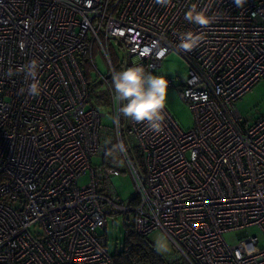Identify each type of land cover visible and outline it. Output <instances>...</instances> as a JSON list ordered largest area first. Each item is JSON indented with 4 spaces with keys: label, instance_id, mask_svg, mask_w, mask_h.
Returning <instances> with one entry per match:
<instances>
[{
    "label": "built area",
    "instance_id": "1",
    "mask_svg": "<svg viewBox=\"0 0 264 264\" xmlns=\"http://www.w3.org/2000/svg\"><path fill=\"white\" fill-rule=\"evenodd\" d=\"M192 4L214 22L185 20ZM189 32L199 43L185 51L181 35ZM112 46L122 51V70L142 65L157 75L168 53L187 63L184 83L165 78L192 111L191 128L167 108L162 133L127 118L123 126ZM97 52L108 78L96 69ZM32 60L38 96L28 94L33 81L22 71ZM93 72L108 90L136 205L114 191V167L92 163L106 148L103 113L90 101ZM260 80L264 0L243 8L234 0H0V264H113L101 230L114 215L143 237L162 230L187 264H264L257 236L229 245L223 235L248 227L264 234V115L253 120L237 108Z\"/></svg>",
    "mask_w": 264,
    "mask_h": 264
},
{
    "label": "rangeland",
    "instance_id": "2",
    "mask_svg": "<svg viewBox=\"0 0 264 264\" xmlns=\"http://www.w3.org/2000/svg\"><path fill=\"white\" fill-rule=\"evenodd\" d=\"M115 56L118 58V62L121 61L122 51L118 48H114ZM94 63L96 65V69L104 75L105 77H109L110 69L107 65L105 59L101 56L99 52L95 53ZM187 63L177 54L168 53L161 63V68L159 69L157 75L160 76H170L175 78L177 82L184 83L186 81V76H188V66ZM94 73V72H93ZM96 73L92 75L93 84H92V92L91 95L97 97L98 95L103 96L100 99V105L98 108L100 112L103 113L102 117H100V139L104 146L108 147L107 158H111L114 162L112 166L117 170L119 175V183H112L114 187V191L118 195L121 201H127L130 199L132 195L135 194L134 183L132 178H130L129 171L125 166L124 160L122 159L120 154H118V150L116 147L115 135H114V122L112 117V111L109 105L108 100V90L104 84L103 79L96 78ZM97 76V75H96ZM176 88L168 87V96L166 101V108L170 112L175 120L178 122V126L183 129L191 128L193 121L192 111L178 96ZM238 112H240L243 116L248 117L250 119L256 120L262 115H264V80L258 81L254 86H252L251 91L245 94L239 101L237 102ZM126 121V120H125ZM125 121L123 126L125 125ZM114 154H118V156H114ZM92 163L94 165L104 164L103 156H94L92 158ZM87 177L81 178L80 183L85 182ZM122 223L121 215L108 216L106 219V227L101 231L106 234L108 240V251L113 253L116 248L121 247L122 241L124 238V228ZM261 231L257 227H248L246 229L232 230L229 232H225L224 238L228 242L229 245H233L237 243L239 240L247 236V234L255 235L259 239V246H264V234L260 233ZM146 238L152 243L154 250H157L164 258L168 259H179L180 256L176 254L173 249L172 243L166 237L162 230L156 229L152 233H150Z\"/></svg>",
    "mask_w": 264,
    "mask_h": 264
},
{
    "label": "clouds",
    "instance_id": "3",
    "mask_svg": "<svg viewBox=\"0 0 264 264\" xmlns=\"http://www.w3.org/2000/svg\"><path fill=\"white\" fill-rule=\"evenodd\" d=\"M234 2L238 8H243L247 0ZM155 3L167 6L171 0H155ZM184 19L201 27H207L214 22V17L207 15L203 9L198 10L195 4L189 7ZM198 43L199 37L193 33L181 35L180 47L185 51H192ZM38 69L36 60L30 61L22 68L25 76L33 81L27 89L31 96L40 94V87L35 82ZM111 81L114 89L113 104L117 107L119 115L136 123H144L154 133L164 131L168 96V81L164 76L155 75L144 66L138 65L114 72Z\"/></svg>",
    "mask_w": 264,
    "mask_h": 264
},
{
    "label": "trees",
    "instance_id": "4",
    "mask_svg": "<svg viewBox=\"0 0 264 264\" xmlns=\"http://www.w3.org/2000/svg\"><path fill=\"white\" fill-rule=\"evenodd\" d=\"M114 47H111L110 50V57L113 64V69H115V72L122 71V69L119 68L118 65V58L115 56ZM81 66L82 70L87 78H90V65L88 62V58L81 57ZM92 92V86L90 87V98H91V104L95 106H99L100 99L103 97L101 95H98L97 97H94L91 95ZM123 117V116H122ZM125 117H123L122 122L124 123ZM136 150H132L129 152L131 154V157L133 161L136 163L135 165L138 166L140 172H143L140 156L138 153H136ZM108 153V147L105 148V153L103 155L104 157V164L108 166H112L114 162L111 158H107ZM114 156H118V154H114ZM114 167V166H112ZM137 196L134 194L130 197V199L127 200L132 205H136L138 202ZM124 227V226H123ZM147 236H142L138 233H136L133 229L125 227L124 228V238L122 241V245L119 248H116L112 254L114 263L113 264H187L185 261H183L181 258L179 259H166L164 258L157 250H154V247L152 243L149 241Z\"/></svg>",
    "mask_w": 264,
    "mask_h": 264
}]
</instances>
